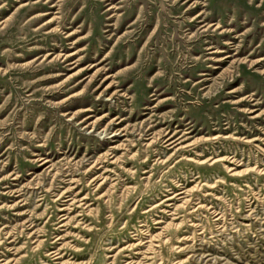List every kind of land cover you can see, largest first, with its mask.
<instances>
[{"label":"rangeland","instance_id":"obj_1","mask_svg":"<svg viewBox=\"0 0 264 264\" xmlns=\"http://www.w3.org/2000/svg\"><path fill=\"white\" fill-rule=\"evenodd\" d=\"M0 264H264V0H0Z\"/></svg>","mask_w":264,"mask_h":264}]
</instances>
